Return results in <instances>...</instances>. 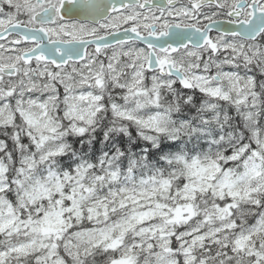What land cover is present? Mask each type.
I'll return each mask as SVG.
<instances>
[{
    "label": "snow or ice",
    "instance_id": "snow-or-ice-1",
    "mask_svg": "<svg viewBox=\"0 0 264 264\" xmlns=\"http://www.w3.org/2000/svg\"><path fill=\"white\" fill-rule=\"evenodd\" d=\"M0 264H264V0H0Z\"/></svg>",
    "mask_w": 264,
    "mask_h": 264
}]
</instances>
